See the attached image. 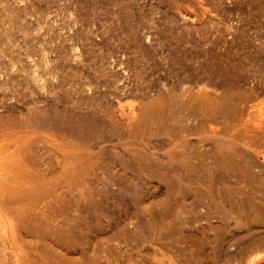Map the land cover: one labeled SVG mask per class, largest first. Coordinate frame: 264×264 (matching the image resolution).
<instances>
[{
    "label": "rangeland",
    "instance_id": "rangeland-1",
    "mask_svg": "<svg viewBox=\"0 0 264 264\" xmlns=\"http://www.w3.org/2000/svg\"><path fill=\"white\" fill-rule=\"evenodd\" d=\"M0 173L1 264H264V0H0Z\"/></svg>",
    "mask_w": 264,
    "mask_h": 264
},
{
    "label": "bare ground",
    "instance_id": "bare-ground-1",
    "mask_svg": "<svg viewBox=\"0 0 264 264\" xmlns=\"http://www.w3.org/2000/svg\"><path fill=\"white\" fill-rule=\"evenodd\" d=\"M17 181V180H16ZM18 182V181H17ZM6 185H9V186H15L16 187V185H12V184H6ZM20 189H22V187H18V188H16V190L15 191H18V190H20ZM0 191H1V173H0ZM0 195H1V192H0ZM255 260V259H254ZM253 262V261H252ZM1 264V263H0ZM252 264V263H251ZM257 264H262V260H260V259H258L257 260Z\"/></svg>",
    "mask_w": 264,
    "mask_h": 264
}]
</instances>
